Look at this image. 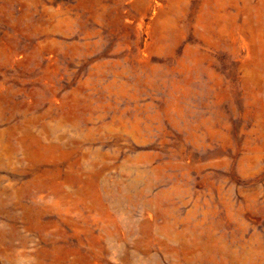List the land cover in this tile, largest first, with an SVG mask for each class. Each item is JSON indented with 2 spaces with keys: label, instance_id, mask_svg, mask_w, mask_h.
Masks as SVG:
<instances>
[{
  "label": "rangeland",
  "instance_id": "obj_1",
  "mask_svg": "<svg viewBox=\"0 0 264 264\" xmlns=\"http://www.w3.org/2000/svg\"><path fill=\"white\" fill-rule=\"evenodd\" d=\"M0 264H264V0H0Z\"/></svg>",
  "mask_w": 264,
  "mask_h": 264
}]
</instances>
